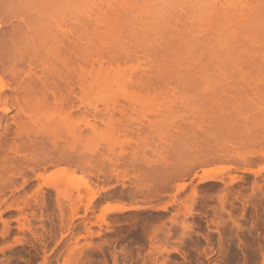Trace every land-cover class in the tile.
Instances as JSON below:
<instances>
[{
  "label": "rangeland",
  "instance_id": "1",
  "mask_svg": "<svg viewBox=\"0 0 264 264\" xmlns=\"http://www.w3.org/2000/svg\"><path fill=\"white\" fill-rule=\"evenodd\" d=\"M25 1L0 0V80L10 99L9 63L34 43L28 33L45 30L32 17L28 27L37 9ZM71 1L73 23L96 12L94 81L87 98L74 80L54 83L71 113L60 118L92 124L91 161L82 140L58 167L82 178L73 207L52 188L42 196L33 176L27 185L16 178V190L1 185L0 201H11L0 204V264H264V0H85L89 11ZM78 24L65 35L82 39ZM10 112H0L1 141L14 128ZM13 196H28L22 219Z\"/></svg>",
  "mask_w": 264,
  "mask_h": 264
},
{
  "label": "bare ground",
  "instance_id": "2",
  "mask_svg": "<svg viewBox=\"0 0 264 264\" xmlns=\"http://www.w3.org/2000/svg\"><path fill=\"white\" fill-rule=\"evenodd\" d=\"M21 1L24 2L25 0H21ZM62 1L63 0H27V2L25 1V3H24V4L28 5V6L27 5L26 6L29 8L28 10H30V11L32 10L31 9L32 6H33V8L35 6L34 9H37V10L40 9L39 11L35 10L36 14H37V12L40 13V14L39 13L37 14L38 16H36V14L34 13L35 18L33 17L34 15H32V16L30 15L33 13H31V12L28 13L30 15V17L28 19V27H29V22L32 21V19H34L33 22L35 23V21H36L38 23L39 27L45 26L46 28L43 27L45 29L44 32L43 31L41 32V30H39V32L36 31V33L34 31L35 34L33 32H31V34L28 33L29 36H26V37L27 38L30 37L29 40L34 41V43L31 41L34 44L33 46H31L32 43H29L28 42L29 40H27V38L25 37L27 42L29 44H31L30 46H27L28 43L26 45V48L28 47V50H27L28 54L26 55L25 60L23 58V55L25 56L24 53H26L27 51L23 47L26 43L24 44L23 42H26V41H23L22 42L23 44L21 45V47H19V48H22L23 50L17 49V51H19V52L23 51L22 52L23 54H19V52H18V54H19L18 57L21 58V56H22V58H21L22 60L19 58L20 59L19 65H17L18 64L17 62H19V61H17V59H15V62H13V60H14L13 59L11 64L8 62L9 63L8 69L10 70L11 76H13V83H14L13 87H11V89L13 88L14 91L13 90L12 91L16 92L15 95L11 96L12 99L8 98L9 96L6 97V96L2 95L3 91L6 90L7 86H5L6 85L5 82L3 83V79L0 80V112L6 114V113H9L11 111L12 106H13V108H14V105L16 107V110H14L15 112L12 111L14 114L16 113L15 116H14V114H13L14 117L11 116L13 118L14 128H12L10 126L11 128L7 127L6 129H4V132L2 135L3 139H2V141L0 140L2 145L5 146V147L3 146V149H2L4 151H0V153H1L0 154V183H1L0 189H2L1 185L3 188H4V186L8 187V188H9V186L10 187L12 186L11 189H14L15 185H13V183L16 182L15 181L16 178L19 177V178H21V180L23 179L22 180V182H23L24 178L25 179L27 177L31 178V176H33L34 178H32V180L34 179V181L38 182V184H39V186L36 188L37 190L44 192V190H42L43 187L45 189L46 188H48V189L52 188L53 191L58 195V196L56 195L57 198L59 196H61V200L65 199V201H66V197H67L68 203L70 202L68 205L73 207V205H75V204H73V202L75 203V201H74L75 198H74L73 194L75 192H77V194L79 193L78 192L79 186H80L79 184L80 183L82 184V182H81L82 178L76 176V174H74V172H68L63 168L59 169L60 168L59 165H61L65 162L64 159L74 156L75 153H79V152H77V150L80 151L79 147L82 144V140L84 142L82 144V146L84 145V149L86 148L85 151H87L89 154V155L86 154L88 156H85L84 158H86L87 161H89V160L91 161V155H90L91 153H89V152H91L90 151L91 147H89L90 143H91L90 142L91 140H89L91 133L89 134V131L93 128H92V124H91L88 116L82 115L83 116L82 121H80L81 116L79 119L72 117V119H74V120L76 119L75 121L72 119L69 120V118H71L69 116L71 113L69 114L67 111H65L66 108L64 109L63 104L62 105L60 104L61 106L59 105V103H62L61 101L65 102V99L67 98L66 97L64 100H62V98H61L62 96H60L62 94H59L60 90L62 89L63 86H61L60 90L56 91L55 87L58 84L56 83L57 85H55L54 82L57 81L55 79H58V81H61V82L64 80L69 81L67 83L71 84L72 80H74L77 82V84L80 83L82 88L85 89V90L81 89V91L83 90L82 92H84L82 95L83 96L85 95L84 96L85 98H87L89 93H91L90 92L91 91L90 85H93V83L91 84V82L94 79L93 76H95V73H93V72H95V71H93V70H95L94 69L95 67L92 63L94 61V60L92 61V59L94 58L93 57V54H94L93 53V50H94L93 49V46H94L93 41L94 40L92 38L93 37L92 34H94L93 33L94 30L91 28L92 25H90V22L92 21V19H93V21H95L94 19H96V16H94V14H96V12L93 13L94 10L88 9V7L86 6L88 3L85 4L86 1L84 0V5L87 8V10L88 11L92 10V11H89V13L87 12L88 14L84 15L85 18L87 17L86 19L85 18L84 19L85 20L88 19L87 23L85 22L83 24L82 23L78 24V22H76V21L79 19H77V17L74 16L75 15L74 12L77 11V10H74V9H76L75 6H78L77 1L75 0L76 2H72L70 0L71 3L68 2L67 4L70 3L71 6L68 5V7H64V6L62 7L65 9L67 8L66 9L67 12H66V10H64L65 11L64 12L63 10H61L62 8L59 7L62 4L58 5L60 3H65L64 2L65 0L63 2ZM90 2L91 1H89V3ZM40 3L42 4L43 7L46 5L47 10H45L46 7L44 8V10H42V7L39 6V5H41ZM72 3H75V5H73ZM67 4L65 3V6ZM56 5H58V6H56ZM54 6L57 7L58 9L56 8V9L51 11L49 7L55 8ZM48 8L51 11V13H49V16L44 15V13H45L44 11H47L45 14L48 13ZM41 10L43 11L42 12L43 14L40 12ZM55 10H57L59 14H57V11H55ZM59 10H60V12H59ZM54 11H55V14H54ZM71 12L73 14H71ZM65 13L69 14L68 15L69 18L71 17L72 22L69 21V22H71L70 23L71 26L70 25L68 26V24H69L68 21H67L68 22V24H67L66 21L64 22L62 20L65 18V16H64ZM70 14L73 16H71ZM39 15H40V18H37V17H39ZM31 17H32V19H31ZM66 17H67V15H66ZM72 17H75L77 20L75 18H72ZM74 20H76L75 21L76 24L73 23ZM64 23L67 24L68 28L65 29L63 32L62 28H65V26L62 27L61 24H64ZM91 23H93V22H91ZM77 24L80 26L83 25V28L85 31V32L83 31L84 32L83 35L85 36V37L83 36L84 39H83L82 35H81L82 39H80V38H77L78 34H75L76 35L75 37L73 36L74 34H71V33H76L75 31L78 28ZM76 26H77V28H76ZM69 27H71L72 30H73V28H75V31L73 30V32H71V33L67 32V33H69V35L67 36V34L65 35V31H71L70 30L71 28L69 29ZM81 28L82 27H80V29ZM32 29H36V28H32ZM91 29L93 30V32ZM82 30L83 29H81V31ZM30 31H31V29L28 32H30ZM32 33H33V35H32ZM69 36L73 37V39L70 38ZM35 42H39V43H37L38 45L35 44ZM81 49H82V51H81ZM15 55L13 56V58H15ZM71 56H73L74 58H72ZM9 61H11V59ZM21 63H23V64H21ZM24 64H26V66H27L26 68L22 67V65H24ZM101 65L102 64H100V67H101ZM62 68H64V70L68 71V75H65L66 73L64 74V71H62ZM101 69L102 68H100V70ZM104 69L105 68H103L102 70H104ZM118 69L120 70V67H118ZM61 71L63 72L65 77H63L64 75L61 76V73H60ZM10 73H9V76H10ZM21 74H23V75H21ZM24 75H25V77H23ZM78 81H81V82H78ZM83 81L84 82L86 81L88 83V85H85V84L82 85ZM53 85H55V86H53ZM61 85H62V83H61ZM84 86L85 87L87 86V87L85 88ZM57 87H60V86H57ZM67 87H69V86H67ZM64 89H66V88L64 87L62 90H64ZM56 92H58V93H56ZM67 93H68V90H67ZM64 94H63V96H64ZM68 95H71V94H68ZM90 97H88V98H90ZM9 99H10V101H9ZM11 100H13V101H11ZM86 101L88 102V99ZM10 102H13L15 104H10ZM51 103L52 104L54 103V105L52 106ZM88 107H89V105H88ZM71 110H70V112H71ZM12 112H10V113H12ZM65 112H67V113H65ZM60 114H62V115H60ZM64 114H66V115L69 114V115H67V116H69V118L66 116L67 121H66V119L64 121L62 118H60V117H63ZM72 114H73V112H72ZM55 118H60L61 120L59 121L58 119H55ZM57 120L59 123L57 122ZM80 123L83 125V127H80V125H81ZM6 126H9V125H6ZM76 137H78V138L76 139ZM82 137H83V139H81ZM74 142H76V143H74ZM1 143H0V145H1ZM78 145H80V146L78 147ZM14 147L17 150H15ZM13 148H14V150H13ZM38 151H40V152H38ZM87 161H86V163H87ZM50 168H53V169L57 168V169H55V170L52 169L51 171H48ZM1 174H2V177H1ZM3 174H5V175H3ZM30 174H33V175H30ZM208 174L206 172H204L203 173L204 176L202 175V178L206 177V175H207L206 178H208V176H210ZM209 178H211V177H209ZM27 180H30V179H27ZM29 182L27 181V183H29ZM17 183H18V181H17ZM23 184H26V182L24 181ZM85 185L87 186L86 183H85ZM83 186H84V184H83ZM20 188L22 189V185L19 186L18 190H21ZM14 190H16V189H14ZM14 190H11V191H14ZM18 190H17V192H18ZM11 191H9V192H11ZM3 192L4 191L2 190V192L0 193L1 197H3V195H4ZM17 192H16V195L19 194ZM41 192H40V194H41ZM36 194H38V193H36ZM44 194H45V192H44ZM41 195L46 196V194L43 195V193ZM41 195H39V196H41ZM22 196H18L17 198L15 197L17 199V201L18 200L21 201L23 204H21V203L20 204L22 206H24V207L21 206L20 208H17V210L15 209L16 211H18L16 214L21 216V217H18L16 215L17 218H21V219H22V215H20V213L24 214V215H26V213H27V215H28V212H27V210H28V199H27L28 196H27V198L22 197ZM3 198H2V201H4ZM8 198H10V197L8 196ZM15 198L13 196L12 199H15ZM77 200H78V198H77ZM2 201H0L1 205L3 204ZM41 201H43V197H42ZM7 202H8V200H7ZM7 202L4 201L3 205L9 203V202L8 203ZM58 202H60V201H58ZM11 204H12V202H11ZM17 204H19V203H16V205ZM57 204H58V207L61 206V204L60 205H59V203H57ZM71 204H73V205H71ZM9 205L10 204H8V206ZM68 205H67V207H68ZM6 206L7 205H5V207ZM8 206L6 208H8ZM13 206H15V202H14ZM45 206H47V205L44 204V207ZM48 206H50V205L48 204ZM70 206H69V208H70ZM10 207H9V209H10ZM62 207H64V206H62ZM112 207H114V208H112ZM13 209H14V207H13ZM25 209H27V210L25 211ZM70 209H72V208H70ZM107 209H110V211H124L125 208H123V207L119 208V206H117V207L111 206V207H108ZM26 219L27 218L26 217L24 218V216H23V220H21V221H24L26 223V221H27ZM37 220H38V222H40L39 218ZM40 220L42 221L41 218H40ZM15 221H16V217H15ZM43 222H45V221H43ZM20 223H19L18 229L21 230L24 225L22 224L23 223L22 222L21 228H19ZM8 224L9 223H7V225L5 224L6 226L2 225V228L10 227V226H8ZM16 224L18 225L17 222H16ZM27 224H28V222H27ZM7 230H9V229H7ZM3 231L5 232L4 229H3Z\"/></svg>",
  "mask_w": 264,
  "mask_h": 264
}]
</instances>
